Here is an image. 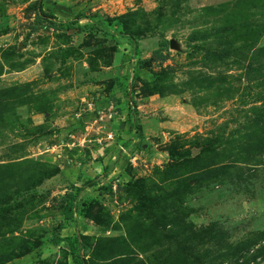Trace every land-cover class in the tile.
I'll list each match as a JSON object with an SVG mask.
<instances>
[{
    "label": "rangeland",
    "instance_id": "rangeland-1",
    "mask_svg": "<svg viewBox=\"0 0 264 264\" xmlns=\"http://www.w3.org/2000/svg\"><path fill=\"white\" fill-rule=\"evenodd\" d=\"M0 264H264V0H0Z\"/></svg>",
    "mask_w": 264,
    "mask_h": 264
},
{
    "label": "trees",
    "instance_id": "trees-1",
    "mask_svg": "<svg viewBox=\"0 0 264 264\" xmlns=\"http://www.w3.org/2000/svg\"><path fill=\"white\" fill-rule=\"evenodd\" d=\"M33 8V30H36L39 26H41L42 28H49V25H54L50 22V20L52 18H54V15L51 13H45L42 9V6L40 5V3L36 2L33 4L32 6ZM163 59V56L159 55L157 51H154L151 56L148 59H142L139 61V64L142 68L148 66L151 62L154 61H158ZM87 185L92 186L93 185V181L91 180H87ZM75 194L72 193H68L66 194L65 197L61 198V201L65 202V206L61 209V213L63 215V218L66 221H71L73 219V215L71 213V207H72V202L75 200L76 197V193H78L79 189L77 188L75 190ZM62 238H55L54 243L58 244V242L61 240Z\"/></svg>",
    "mask_w": 264,
    "mask_h": 264
},
{
    "label": "crops",
    "instance_id": "crops-1",
    "mask_svg": "<svg viewBox=\"0 0 264 264\" xmlns=\"http://www.w3.org/2000/svg\"><path fill=\"white\" fill-rule=\"evenodd\" d=\"M116 123H119V122H116ZM95 141L100 142V140H98V139H96ZM95 147H96V145H95ZM96 149H97V150H95L96 153L102 154V156L100 158L103 159V157H104L103 155L105 153L104 152L105 151V148L103 146H99V147L97 146ZM94 155L95 154H92V156H94ZM100 158L97 157L95 159H92L93 161L94 160L95 161L98 160V162L96 163V165L93 166V167L91 166V164H89V163L87 164V175H89V176H87V177H89V178H87V180L90 179L91 181H93L92 179H95V180L98 179V180H100L102 178L103 179L102 181H104V180L106 181V180L110 179L112 176H115L116 175V171H119L120 172V170L118 168L119 165H117V167H115V164H116V162L118 163V161L114 162L115 161V157L114 156L113 157L111 156V159H110L111 162H109V163H108V157H106V158L104 157V159L102 161H99ZM129 161H132L131 162L132 165L134 164V160H132V158H130ZM105 170H107V172L110 171V173L109 174L106 173ZM100 185H102V184H100L98 182L97 183V186L99 187Z\"/></svg>",
    "mask_w": 264,
    "mask_h": 264
},
{
    "label": "built area",
    "instance_id": "built-area-1",
    "mask_svg": "<svg viewBox=\"0 0 264 264\" xmlns=\"http://www.w3.org/2000/svg\"><path fill=\"white\" fill-rule=\"evenodd\" d=\"M100 119H101V118H100ZM94 156L97 158V157H101L102 154H98V153H96Z\"/></svg>",
    "mask_w": 264,
    "mask_h": 264
}]
</instances>
